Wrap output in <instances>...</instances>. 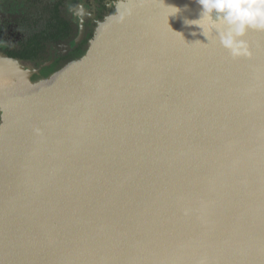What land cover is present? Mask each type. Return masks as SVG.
I'll return each instance as SVG.
<instances>
[{"label": "water", "instance_id": "obj_1", "mask_svg": "<svg viewBox=\"0 0 264 264\" xmlns=\"http://www.w3.org/2000/svg\"><path fill=\"white\" fill-rule=\"evenodd\" d=\"M200 11L139 0L48 76L0 65V264H264V31L233 58Z\"/></svg>", "mask_w": 264, "mask_h": 264}, {"label": "flooded vegetation", "instance_id": "obj_2", "mask_svg": "<svg viewBox=\"0 0 264 264\" xmlns=\"http://www.w3.org/2000/svg\"><path fill=\"white\" fill-rule=\"evenodd\" d=\"M123 0H0V65L48 76L80 57Z\"/></svg>", "mask_w": 264, "mask_h": 264}, {"label": "clouds", "instance_id": "obj_3", "mask_svg": "<svg viewBox=\"0 0 264 264\" xmlns=\"http://www.w3.org/2000/svg\"><path fill=\"white\" fill-rule=\"evenodd\" d=\"M195 2L201 8L199 19L187 20L186 23L198 26L207 37L206 24L209 31H214L219 36L221 45L233 58L251 56L249 45L243 37L250 29L264 31V0H195ZM178 11L179 9L172 14Z\"/></svg>", "mask_w": 264, "mask_h": 264}, {"label": "rangeland", "instance_id": "obj_4", "mask_svg": "<svg viewBox=\"0 0 264 264\" xmlns=\"http://www.w3.org/2000/svg\"><path fill=\"white\" fill-rule=\"evenodd\" d=\"M139 0H123V1H121L119 4V7H118V11L119 10H122L124 7H127V6H130V5H132L133 3H137ZM118 13V12H117ZM110 20H106L105 22H104V24H107L108 22H109ZM103 24V25H104ZM100 26V25H99ZM96 33H97V31H96Z\"/></svg>", "mask_w": 264, "mask_h": 264}]
</instances>
